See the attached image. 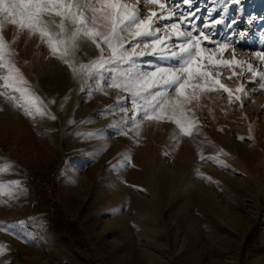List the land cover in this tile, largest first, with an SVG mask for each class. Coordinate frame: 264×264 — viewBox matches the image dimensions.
Returning a JSON list of instances; mask_svg holds the SVG:
<instances>
[{
	"label": "rangeland",
	"instance_id": "obj_1",
	"mask_svg": "<svg viewBox=\"0 0 264 264\" xmlns=\"http://www.w3.org/2000/svg\"><path fill=\"white\" fill-rule=\"evenodd\" d=\"M125 2L142 18L160 11L148 0ZM163 2L175 15L156 23L159 35L184 11L195 13L194 34L229 42L235 57L229 50L224 58L242 62L206 69L233 96L205 91L192 106V135L170 121H143L137 130L130 119L128 134H117L121 109L132 115L131 94L109 84L127 65L89 79L38 35L5 24L11 60L27 83L22 95L0 79V264H264V61L254 54L264 52V0H193L180 10L182 0ZM165 39L178 50L170 30ZM99 56L88 42L69 59L80 69ZM153 59L137 65L146 70Z\"/></svg>",
	"mask_w": 264,
	"mask_h": 264
},
{
	"label": "snow or ice",
	"instance_id": "obj_2",
	"mask_svg": "<svg viewBox=\"0 0 264 264\" xmlns=\"http://www.w3.org/2000/svg\"><path fill=\"white\" fill-rule=\"evenodd\" d=\"M148 2L157 5L160 11H151L147 18H142L137 5L125 0H0V69H7V75L0 77L4 81L3 87L23 95L26 90L20 85L27 83L11 60L14 51L5 42L3 30L5 24H9L15 26L18 32L27 30L30 35H38L52 55L62 59L74 73L86 72L89 79L93 76L103 79L106 73H115L117 67L128 66L124 72L119 73L122 79L118 81L117 76L113 75L109 84V87L131 94L132 115L127 118L129 109H121L126 118L120 124L121 131L117 134H128L124 129L130 119L137 130L143 121H170L184 135H192L196 127L192 106L205 91L222 90L230 100L233 96L232 90L219 79L213 78L212 73L206 69L211 66L231 70L234 66H241L242 62L235 58H224L225 52L229 50L235 57L229 42L212 40L204 31L194 34L197 30L188 17L195 16V13L184 11L176 20L164 26V35H159L161 28L156 27V23L163 19L172 20L175 13L163 0ZM192 3L193 0H182V4H176L175 8L180 10L182 5H187L190 9ZM233 3L239 4L240 0H233ZM222 22L215 21L212 27ZM182 25L185 28L191 25V30H182ZM204 27L208 28L209 25L206 23ZM169 30L176 41L174 48L178 50L169 47V40L165 39ZM246 35L247 32L240 33L242 38ZM88 42L95 45L100 56L77 69L69 58L79 50L82 43ZM213 45L214 48L211 47ZM254 54L264 61V52ZM145 55L154 59L144 61L146 70H141L137 58ZM173 59L178 61L177 66H158L155 63ZM247 72L255 79L257 73L251 64L247 66ZM259 78V88L264 89V72L259 73ZM236 91L241 92L243 88ZM0 95H5V92H0ZM9 99L14 97L9 96ZM235 99L239 100L240 96L236 95ZM24 111L27 115L33 114L27 106H24ZM52 118L55 119L54 116ZM136 135H139L138 131Z\"/></svg>",
	"mask_w": 264,
	"mask_h": 264
},
{
	"label": "built area",
	"instance_id": "obj_3",
	"mask_svg": "<svg viewBox=\"0 0 264 264\" xmlns=\"http://www.w3.org/2000/svg\"><path fill=\"white\" fill-rule=\"evenodd\" d=\"M30 206L32 207V204H31ZM65 220H66L67 222H72V221H74V218L69 217V216H65Z\"/></svg>",
	"mask_w": 264,
	"mask_h": 264
},
{
	"label": "bare ground",
	"instance_id": "obj_4",
	"mask_svg": "<svg viewBox=\"0 0 264 264\" xmlns=\"http://www.w3.org/2000/svg\"><path fill=\"white\" fill-rule=\"evenodd\" d=\"M214 173V172H213ZM215 174V173H214Z\"/></svg>",
	"mask_w": 264,
	"mask_h": 264
}]
</instances>
